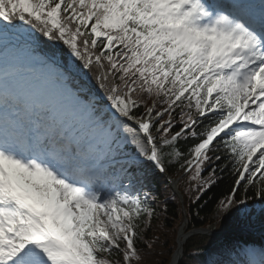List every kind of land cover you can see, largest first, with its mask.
<instances>
[{
  "label": "snow or ice",
  "instance_id": "1",
  "mask_svg": "<svg viewBox=\"0 0 264 264\" xmlns=\"http://www.w3.org/2000/svg\"><path fill=\"white\" fill-rule=\"evenodd\" d=\"M173 167L264 264V0H0V264H139Z\"/></svg>",
  "mask_w": 264,
  "mask_h": 264
},
{
  "label": "trees",
  "instance_id": "2",
  "mask_svg": "<svg viewBox=\"0 0 264 264\" xmlns=\"http://www.w3.org/2000/svg\"><path fill=\"white\" fill-rule=\"evenodd\" d=\"M226 186L227 182H224L213 188L204 197V200L201 201L202 208L195 206L190 201L189 192H187L186 214L183 207L179 205L176 197L168 198L170 193L162 178L153 176L148 190L152 191L157 197L153 203L155 214L151 218L150 225L144 230V240L146 242H141L138 245L142 257L139 264H168L174 246L176 245L173 242V238H175L178 224L185 217L188 218L189 227L207 223L210 211L216 207L215 198L222 193ZM205 201H207L206 204ZM224 222L221 219L219 227ZM142 228H144V225H142ZM148 243H151V247L147 246ZM198 244V238L194 236L185 244V249H189Z\"/></svg>",
  "mask_w": 264,
  "mask_h": 264
},
{
  "label": "bare ground",
  "instance_id": "3",
  "mask_svg": "<svg viewBox=\"0 0 264 264\" xmlns=\"http://www.w3.org/2000/svg\"><path fill=\"white\" fill-rule=\"evenodd\" d=\"M185 240V232L182 231L181 234H180V237H179V243L180 245L183 244ZM181 256H182V248H180L174 255V258H173V261L171 264H178L179 263V260L181 259Z\"/></svg>",
  "mask_w": 264,
  "mask_h": 264
}]
</instances>
